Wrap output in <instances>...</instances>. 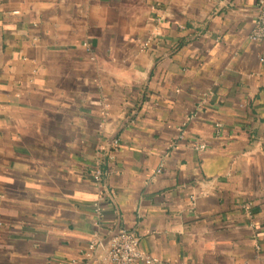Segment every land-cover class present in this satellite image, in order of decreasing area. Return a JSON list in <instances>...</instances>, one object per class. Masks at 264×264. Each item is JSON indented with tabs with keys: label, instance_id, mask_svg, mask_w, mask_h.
<instances>
[{
	"label": "crops",
	"instance_id": "obj_1",
	"mask_svg": "<svg viewBox=\"0 0 264 264\" xmlns=\"http://www.w3.org/2000/svg\"><path fill=\"white\" fill-rule=\"evenodd\" d=\"M262 1L0 0V264H264Z\"/></svg>",
	"mask_w": 264,
	"mask_h": 264
},
{
	"label": "built area",
	"instance_id": "obj_2",
	"mask_svg": "<svg viewBox=\"0 0 264 264\" xmlns=\"http://www.w3.org/2000/svg\"><path fill=\"white\" fill-rule=\"evenodd\" d=\"M251 39L256 42L264 43V1L261 2L259 7V15L256 20V25L251 32ZM87 43L85 42V45ZM88 45V44H87ZM148 43H145L147 46ZM157 104H155L156 106ZM119 139L115 140L113 143V150L111 152L110 161H116V156L120 153ZM204 146L201 145L198 149H203ZM103 172L98 169L95 174L97 181H101ZM247 208V205H243ZM96 243H92L91 247L94 248ZM109 260L112 264H135L139 261H145L148 264H154L157 262L153 257L145 254L140 248L139 238L132 232L123 230L118 235H116L110 244Z\"/></svg>",
	"mask_w": 264,
	"mask_h": 264
}]
</instances>
